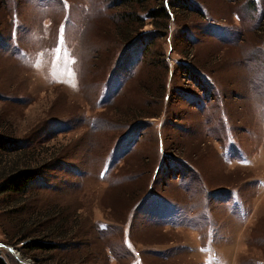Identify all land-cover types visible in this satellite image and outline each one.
I'll list each match as a JSON object with an SVG mask.
<instances>
[{
    "label": "rangeland",
    "instance_id": "1",
    "mask_svg": "<svg viewBox=\"0 0 264 264\" xmlns=\"http://www.w3.org/2000/svg\"><path fill=\"white\" fill-rule=\"evenodd\" d=\"M117 5L0 0V135L39 172L2 258L264 264V0Z\"/></svg>",
    "mask_w": 264,
    "mask_h": 264
},
{
    "label": "trees",
    "instance_id": "2",
    "mask_svg": "<svg viewBox=\"0 0 264 264\" xmlns=\"http://www.w3.org/2000/svg\"><path fill=\"white\" fill-rule=\"evenodd\" d=\"M150 1L158 4L155 11H149L147 3ZM116 2L121 9H124L123 15L125 16L123 17H126V19L132 17L134 22L137 23L136 31L144 26L143 20L136 13L139 10L148 13L152 25H155L156 28H159L160 25L154 21L168 18L163 5L164 0H116ZM135 7H138V9L136 10ZM33 163L35 167L32 165ZM35 164L36 162L32 158L25 157V153L15 147L14 141L0 135V196H7V194L16 197L25 195L39 173ZM48 245L33 239L26 242L24 248L27 252L37 250L44 252L48 250ZM0 264H6L1 253Z\"/></svg>",
    "mask_w": 264,
    "mask_h": 264
},
{
    "label": "water",
    "instance_id": "3",
    "mask_svg": "<svg viewBox=\"0 0 264 264\" xmlns=\"http://www.w3.org/2000/svg\"><path fill=\"white\" fill-rule=\"evenodd\" d=\"M9 249H12V248H9Z\"/></svg>",
    "mask_w": 264,
    "mask_h": 264
}]
</instances>
